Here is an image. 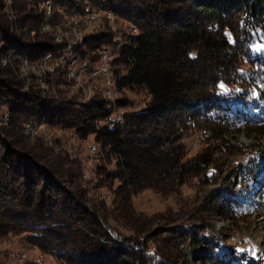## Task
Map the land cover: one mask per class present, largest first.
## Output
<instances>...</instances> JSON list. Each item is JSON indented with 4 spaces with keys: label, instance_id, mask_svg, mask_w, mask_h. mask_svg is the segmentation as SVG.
<instances>
[{
    "label": "trees",
    "instance_id": "obj_1",
    "mask_svg": "<svg viewBox=\"0 0 264 264\" xmlns=\"http://www.w3.org/2000/svg\"><path fill=\"white\" fill-rule=\"evenodd\" d=\"M46 1L14 0L16 19H11L0 0V57L9 60L0 66V115L7 110L11 114H6L11 119L7 127H0V233H24L63 264H176L177 257L150 247L148 238L140 236V215L132 199L147 189L172 192L198 175L206 184H217L205 200L215 205L219 217L226 214L227 221L243 222L259 215L258 203L264 200V185L256 186L264 180L262 144L245 149L246 159L219 182L216 154L207 149L184 161L181 140L201 130L221 156H236L242 154L237 141L241 131L258 142L264 139V54L252 48L256 38H264V0H50L83 16L86 8L100 7L138 27V35L129 38L114 62L115 86L119 91L143 89L152 101L146 111L123 121L126 129L116 130L97 126L114 113L102 95L88 103L65 98L60 85L69 84L60 70L47 87L20 76L23 61L62 51L41 32L45 18L33 9ZM110 39L105 31L91 35L86 44L96 53ZM222 85L239 89L224 93ZM113 88L112 81V93ZM98 92L108 98L103 91L92 97ZM36 122L75 130L82 139L95 136L98 155L117 164L111 174L105 166L96 171L101 179L120 181L111 209L82 186L77 160L24 134V125ZM240 184L256 190H237ZM207 230L195 236L192 226L176 225L173 231L198 246L207 245L212 250L203 256L207 261H252L236 252L226 255Z\"/></svg>",
    "mask_w": 264,
    "mask_h": 264
},
{
    "label": "rangeland",
    "instance_id": "obj_2",
    "mask_svg": "<svg viewBox=\"0 0 264 264\" xmlns=\"http://www.w3.org/2000/svg\"><path fill=\"white\" fill-rule=\"evenodd\" d=\"M2 1L5 14L11 19H16L13 11L14 0L10 6L7 5L8 0ZM47 2H50L53 6L52 15L48 14ZM91 7L98 15V18L92 24H88L80 10L74 11L60 6L56 7L50 0L34 5L33 9L36 10L37 14L43 15L45 18L41 26V32L50 35L54 42L60 44L63 48L62 51H57L55 54L47 55L40 59L23 61L19 68V74L27 79V83L35 80L37 83L40 81L47 87L49 86L48 82L56 81L57 77H59L58 70H60V75L69 84L67 86L64 82L60 85V88L64 90L65 98L88 103L96 95H102L109 103V110L114 111L113 119L124 118L123 121L126 123L128 120H132L136 113L146 111L152 101V96L143 89L134 88L119 91L115 86L114 62L118 58L120 51L129 43V38L138 35L139 30L135 24L120 19L111 11L100 7ZM108 13H112L113 21L109 20ZM105 31L111 34L110 42L98 52H90L86 44L87 39L91 35ZM59 36L63 37L64 41H59ZM70 43L75 53L68 50ZM252 48L255 54L263 55L264 38H256ZM102 58L110 60V76L114 82L112 97L106 98L102 92H98L90 100L86 101L85 94L91 90L90 86H94L96 83L101 84V79L96 80L93 78L90 74L92 69L86 70L84 72L85 76L84 73L80 75V70L85 63H89L91 68L93 67L97 70L103 61ZM8 62L7 58L0 57V66L6 67ZM26 64L30 66L28 70L25 68ZM246 68L248 67L244 66V69ZM71 72L78 76L80 75V77L75 75L76 78H79L78 81L76 78L74 80V77H69ZM87 74L88 76H86ZM94 80L95 82H93ZM232 89L239 88L238 86L222 87L220 91L228 93ZM8 113L10 114L8 110L4 111L0 115V121ZM28 125L32 126L33 131L38 132L37 136L27 133ZM97 126L99 129L102 128L99 122ZM118 128L126 129L127 127H125V124L113 127L114 130ZM23 132L31 139H43L48 146L57 152L68 154L71 161L77 160L81 169L82 186L90 191L89 196L92 199L103 201L111 209L120 181L112 179L110 181L106 177L101 179L96 171L100 166H105V170L111 174L116 171L117 164L116 161L103 159L101 155H98L99 151L95 154L90 153V151H93V146L96 147L97 144L95 136L82 139L75 130H64L57 126L42 125L40 122L26 123L23 127ZM149 135L150 133L144 136L148 138ZM46 136L52 137L53 141L51 144L47 141ZM237 141L242 154L236 156L224 154L221 156L217 152V144L205 141V133L203 131H192L181 140L185 153L183 160H192L207 149L209 151L211 149L216 154L215 158H218L216 166L219 169L220 176L217 181L220 182L221 178H225L233 171L237 163L246 159V154H243L245 149L250 152L259 144L264 146V139L258 142L254 140L248 131H241ZM211 144L212 146H210ZM257 150L258 148L255 151ZM202 176L198 175V177L185 179V182H180L172 192L159 193L153 189H147L135 195L132 199V205L135 212L140 215V222L137 223V231H139L140 236L148 238L150 247L156 245L161 251L165 250L177 257L176 264H215L213 261L203 259L205 253L210 255L212 251L207 245L198 246L197 243H192L187 236L173 231L176 225L192 226L198 232L195 236H198L207 227L208 237L211 242L225 250L226 255L229 256L236 252L239 255H245V259L249 256L252 259L249 264H264V200L258 203L259 215L256 217L246 219L243 222L227 221L226 214L224 217H219V211L216 212L215 205L208 204L207 200H205L208 193L211 192L210 190L218 188L217 184H206L202 181ZM256 184L260 188L264 185V180ZM240 185H236L237 190L241 187L243 191L255 192L256 190V187L248 184ZM240 249H244V251L241 252ZM0 264H63V262L56 256L41 252L26 238L24 233L7 234L5 232L4 234L0 233Z\"/></svg>",
    "mask_w": 264,
    "mask_h": 264
},
{
    "label": "bare ground",
    "instance_id": "obj_3",
    "mask_svg": "<svg viewBox=\"0 0 264 264\" xmlns=\"http://www.w3.org/2000/svg\"><path fill=\"white\" fill-rule=\"evenodd\" d=\"M12 1L13 0H8V4L7 5H11L12 4ZM9 6H7V7H9ZM48 8H47V10H48V14L50 15H52V5H51V3H48ZM90 8V7H89ZM89 8H86L85 9V13H87V15H84L85 16V19H86V17H88V18H95V17H97L98 15L96 14V12H94V11H92V10H90ZM108 16H109V20H111V21H113V17H112V14H107ZM48 16V15H47ZM82 20H84V19H82ZM108 20V21H109ZM94 21H96V19H93V22ZM73 22V21H72ZM115 23V22H114ZM85 24V23H84ZM71 25V24H70ZM80 25V24H79ZM47 26V25H46ZM70 30V29H69ZM72 30V29H71ZM74 31V30H73ZM77 35V34H76ZM74 36V35H73ZM117 36V35H116ZM60 37V36H59ZM69 38V37H68ZM74 39V38H73ZM60 40H62V41H64V39H63V37H60ZM72 40V39H71ZM80 42V41H79ZM82 42V41H81ZM75 45V44H74ZM71 47V48H70ZM68 50H70L72 53H74L73 51V48H72V44L70 43L69 44V49ZM109 53V52H108ZM108 56V55H107ZM110 57H111V54H110ZM103 59V58H102ZM108 59V58H107ZM70 64V63H69ZM43 65V64H42ZM110 65V60H106L105 58L103 59V61H102V63H101V65H100V67L99 68H97V70H94V72H92V73H90L92 76H93V78H95V79H101V74H104V79H105V83L107 84V86H108V94H110V97L112 96V81H111V78H110V70H109V66ZM29 65L28 64H26L25 65V68H26V70H28L29 69ZM70 67V66H69ZM90 66L87 64V63H85L84 64V67H82V69L80 70V75L81 74H83L84 72H86V70H88V68H89ZM74 68V67H73ZM72 69V68H71ZM75 69V68H74ZM73 70V69H72ZM76 71H78V70H76ZM69 72V71H68ZM50 73V72H49ZM89 74V73H88ZM88 74L86 75V76H88ZM75 73H70V75H69V77L70 78H73L74 77V80H75V78H76V76H78V75H76ZM80 75L78 76V77H80ZM84 76H85V73H84ZM83 77V76H82ZM85 78V77H84ZM77 79V81L79 80V78H76ZM73 80V79H72ZM88 80H89V77H88ZM93 80V79H92ZM81 82H83V81H81ZM88 82V81H87ZM87 82H85V83H87ZM93 82H95V80L93 81ZM77 83V82H76ZM79 83H80V81H79ZM94 84V83H93ZM85 85V84H84ZM86 86V85H85ZM79 87H80V84H79ZM93 87V88H92ZM90 91L88 92V93H86L85 94V97H86V99L87 100H90V98L92 97V95L95 93V92H97V91H103L104 93H105V95L107 96V89H102V88H99V87H96V85L94 84V86H90ZM86 92V91H85ZM84 95V94H83ZM124 119V118H123ZM123 119L122 118H119V119H117L116 120V125L117 124H122L123 123ZM9 121H10V118H9V116L8 115H5V119H4V122H3V120L1 119V121H0V126H6L8 123H9ZM115 126V124H112V127H114ZM40 130V129H39ZM27 133H29V134H32V135H36L38 132L37 131H33V129H32V126H27ZM46 139H47V141L49 142V144H51V142L53 141L52 140V137L51 136H46ZM91 149H92V147H91ZM90 149V150H91ZM95 153H97V146L95 147V146H93V151H91V154H95Z\"/></svg>",
    "mask_w": 264,
    "mask_h": 264
},
{
    "label": "built area",
    "instance_id": "obj_4",
    "mask_svg": "<svg viewBox=\"0 0 264 264\" xmlns=\"http://www.w3.org/2000/svg\"><path fill=\"white\" fill-rule=\"evenodd\" d=\"M98 18V16L97 17H95V18H88V17H86V22L88 23V24H92L93 23V19H97ZM59 41H62V40H59ZM71 48V47H70ZM82 67H84V65L82 66ZM96 80H98V79H96ZM100 83L101 84H98V83H96L95 85H96V87H99V88H102V89H107V97L108 98H110V94H108V86H107V84L105 83V79H104V74H101V80H100ZM4 119H5V116L2 118V120H3V122H4ZM112 120H113V118L111 119V118H107V119H105L104 121H100L99 122V124L102 126V127H112ZM28 127H29V125H28ZM38 134H36V136H37ZM90 153H91V151H90Z\"/></svg>",
    "mask_w": 264,
    "mask_h": 264
},
{
    "label": "snow or ice",
    "instance_id": "obj_5",
    "mask_svg": "<svg viewBox=\"0 0 264 264\" xmlns=\"http://www.w3.org/2000/svg\"><path fill=\"white\" fill-rule=\"evenodd\" d=\"M222 87H223V85H222ZM240 251H241V252H243V251H244V249H240Z\"/></svg>",
    "mask_w": 264,
    "mask_h": 264
}]
</instances>
